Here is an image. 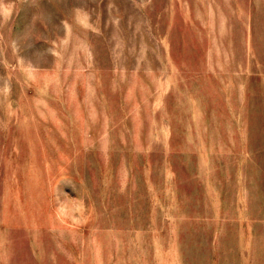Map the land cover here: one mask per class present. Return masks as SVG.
<instances>
[{
	"label": "rangeland",
	"instance_id": "1",
	"mask_svg": "<svg viewBox=\"0 0 264 264\" xmlns=\"http://www.w3.org/2000/svg\"><path fill=\"white\" fill-rule=\"evenodd\" d=\"M0 264H264V0H0Z\"/></svg>",
	"mask_w": 264,
	"mask_h": 264
},
{
	"label": "clouds",
	"instance_id": "2",
	"mask_svg": "<svg viewBox=\"0 0 264 264\" xmlns=\"http://www.w3.org/2000/svg\"><path fill=\"white\" fill-rule=\"evenodd\" d=\"M76 198L68 197L60 204V210H72V211H80L82 210V206H78L74 201Z\"/></svg>",
	"mask_w": 264,
	"mask_h": 264
}]
</instances>
